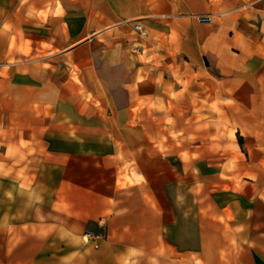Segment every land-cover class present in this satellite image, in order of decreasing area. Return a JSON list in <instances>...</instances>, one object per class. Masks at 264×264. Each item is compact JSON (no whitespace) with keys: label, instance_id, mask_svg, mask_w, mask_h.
<instances>
[{"label":"crops","instance_id":"obj_1","mask_svg":"<svg viewBox=\"0 0 264 264\" xmlns=\"http://www.w3.org/2000/svg\"><path fill=\"white\" fill-rule=\"evenodd\" d=\"M0 264H264V0H0Z\"/></svg>","mask_w":264,"mask_h":264},{"label":"built area","instance_id":"obj_2","mask_svg":"<svg viewBox=\"0 0 264 264\" xmlns=\"http://www.w3.org/2000/svg\"><path fill=\"white\" fill-rule=\"evenodd\" d=\"M195 19L198 21V22H204V23H209L211 22V16L209 14H196L194 15ZM133 28L135 30H140V24L139 23H135ZM100 236V233H93L92 231L90 230H85L84 231V234H83V239L84 240H87L89 238H96V237H99Z\"/></svg>","mask_w":264,"mask_h":264}]
</instances>
